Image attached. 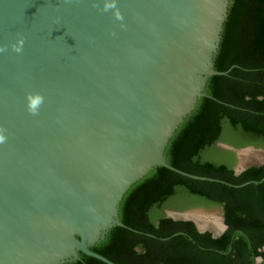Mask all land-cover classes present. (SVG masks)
<instances>
[{"label": "water", "instance_id": "water-1", "mask_svg": "<svg viewBox=\"0 0 264 264\" xmlns=\"http://www.w3.org/2000/svg\"><path fill=\"white\" fill-rule=\"evenodd\" d=\"M114 7L105 10V6ZM227 0H0V264H58L89 249L117 218L125 189L163 147L212 68ZM119 13V17L117 16ZM23 37L22 50L12 45ZM40 95L36 113L28 95ZM238 173L252 145L232 147ZM218 236L225 228L201 226Z\"/></svg>", "mask_w": 264, "mask_h": 264}, {"label": "trees", "instance_id": "trees-1", "mask_svg": "<svg viewBox=\"0 0 264 264\" xmlns=\"http://www.w3.org/2000/svg\"><path fill=\"white\" fill-rule=\"evenodd\" d=\"M212 68L193 107L163 147L164 160L184 171L231 183L191 178L153 165L122 193L117 218L89 249L118 264H240L264 258V163L234 173L232 147H264V0H227ZM200 201L220 205L225 229L218 236L191 220L165 216ZM264 261H262L263 263ZM58 264H106L79 253Z\"/></svg>", "mask_w": 264, "mask_h": 264}, {"label": "rangeland", "instance_id": "rangeland-1", "mask_svg": "<svg viewBox=\"0 0 264 264\" xmlns=\"http://www.w3.org/2000/svg\"><path fill=\"white\" fill-rule=\"evenodd\" d=\"M219 143H223V142H217V145H219L220 147H223ZM253 147H255V148L254 149H249V148L244 149L243 150V153H244L243 156L244 157L246 156L245 158L250 159L252 162H256V163L264 162V147L263 146H253ZM228 150H230V149H228ZM236 160H237V158L234 155V160L232 161L231 165H233L236 162ZM193 207H201L205 210L207 209L208 212L211 211L212 213H216L215 208H217V205L216 204H209V203H205V202H200V201H195V202H192L191 204H189L188 206H186L184 208L175 209V210H183V209L193 208ZM186 212H188V211H185V213ZM163 213H164V211H163Z\"/></svg>", "mask_w": 264, "mask_h": 264}, {"label": "clouds", "instance_id": "clouds-1", "mask_svg": "<svg viewBox=\"0 0 264 264\" xmlns=\"http://www.w3.org/2000/svg\"><path fill=\"white\" fill-rule=\"evenodd\" d=\"M111 7H114V5L108 4L105 6V10H107L108 8H111ZM117 16L119 17V13H117ZM23 43H24V39H23V37H21L17 43L12 45L13 50L16 52H20L22 50ZM4 50H5V48L0 47V51H4ZM42 102H43L42 96H40L38 94H36V95L29 94L28 95V110H29V112L36 113L38 108H39V105ZM4 141H5L4 135L0 134V143H3Z\"/></svg>", "mask_w": 264, "mask_h": 264}, {"label": "bare ground", "instance_id": "bare-ground-1", "mask_svg": "<svg viewBox=\"0 0 264 264\" xmlns=\"http://www.w3.org/2000/svg\"><path fill=\"white\" fill-rule=\"evenodd\" d=\"M200 212H203L205 214H216L217 215V213H212L211 211L206 212V211H203L200 209L190 210V211L186 212V214L193 217L199 225L209 227L211 230H216L217 225H218L216 216L215 217L213 216V218H211L210 220H205L207 218V216L204 217L203 214ZM217 217H218V215H217Z\"/></svg>", "mask_w": 264, "mask_h": 264}, {"label": "flooded vegetation", "instance_id": "flooded-vegetation-1", "mask_svg": "<svg viewBox=\"0 0 264 264\" xmlns=\"http://www.w3.org/2000/svg\"><path fill=\"white\" fill-rule=\"evenodd\" d=\"M218 207H220V209H221V213H222V208H221V206L220 205H217ZM164 209H170V208H164ZM164 209H163V211H164ZM173 210H175V209H173ZM200 213H202L203 214V216L204 217H206L207 216V218L205 219V220H210L211 218H213V216L215 217L216 216V219H217V228L219 227V221H218V217H217V215L216 214H205V213H203V212H200ZM209 222V221H208ZM222 222L224 223V221H223V214H222ZM225 224V223H224ZM225 227H226V224H225ZM225 229V228H224ZM197 230V229H196ZM204 231H206V230H204ZM201 232V231H200ZM262 247L264 248V243H262ZM262 261H264V258L260 255V254H255V255H253L252 256V260H251V262H247V261H245V262H242V263H240V264H264V262L262 263Z\"/></svg>", "mask_w": 264, "mask_h": 264}]
</instances>
